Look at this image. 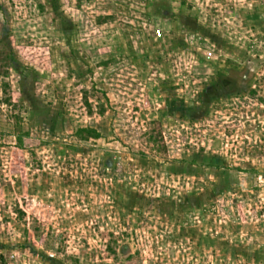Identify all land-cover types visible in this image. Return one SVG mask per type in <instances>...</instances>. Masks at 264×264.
Returning <instances> with one entry per match:
<instances>
[{
    "label": "rangeland",
    "instance_id": "374dc122",
    "mask_svg": "<svg viewBox=\"0 0 264 264\" xmlns=\"http://www.w3.org/2000/svg\"><path fill=\"white\" fill-rule=\"evenodd\" d=\"M0 264H264V0H0Z\"/></svg>",
    "mask_w": 264,
    "mask_h": 264
}]
</instances>
